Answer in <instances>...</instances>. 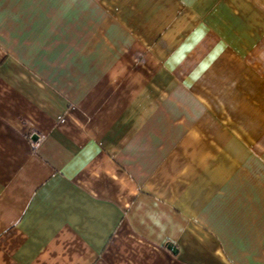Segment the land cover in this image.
<instances>
[{
	"label": "crops",
	"instance_id": "0c3cea01",
	"mask_svg": "<svg viewBox=\"0 0 264 264\" xmlns=\"http://www.w3.org/2000/svg\"><path fill=\"white\" fill-rule=\"evenodd\" d=\"M0 264H264V0H0Z\"/></svg>",
	"mask_w": 264,
	"mask_h": 264
},
{
	"label": "water",
	"instance_id": "95a60500",
	"mask_svg": "<svg viewBox=\"0 0 264 264\" xmlns=\"http://www.w3.org/2000/svg\"><path fill=\"white\" fill-rule=\"evenodd\" d=\"M36 138H37V136H36V135H33V139L35 140ZM169 249H170L173 253L177 254V248H176L175 246H173V245H169Z\"/></svg>",
	"mask_w": 264,
	"mask_h": 264
}]
</instances>
